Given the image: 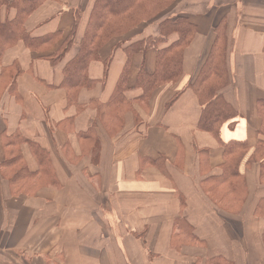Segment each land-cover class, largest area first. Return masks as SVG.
<instances>
[{
    "label": "crops",
    "instance_id": "crops-1",
    "mask_svg": "<svg viewBox=\"0 0 264 264\" xmlns=\"http://www.w3.org/2000/svg\"><path fill=\"white\" fill-rule=\"evenodd\" d=\"M96 1L0 0V264H264V0H170L72 70ZM180 19L154 83L183 34L139 43Z\"/></svg>",
    "mask_w": 264,
    "mask_h": 264
},
{
    "label": "trees",
    "instance_id": "trees-1",
    "mask_svg": "<svg viewBox=\"0 0 264 264\" xmlns=\"http://www.w3.org/2000/svg\"><path fill=\"white\" fill-rule=\"evenodd\" d=\"M169 2L170 0H166V3L165 0H97L92 11L91 21L88 24L87 33L79 43L80 50L76 56L78 63L72 70L82 67V63L85 64L90 59L96 58L94 40L97 32H101L99 39L103 40L131 30L141 20L155 17L168 6ZM171 22L166 20L160 25L158 38H148L142 41L143 43H139V46L143 44L144 48L156 47L159 42L164 41L173 32H181L183 34L167 48L157 51L158 68L154 75V83H168L178 77L181 51L189 40L191 25L187 24L183 19L176 23ZM14 34V29L0 27V42L6 38V35ZM71 44L73 45V41L68 40L64 51H67L72 46ZM60 57L62 56L60 55ZM208 62L209 65L204 79L212 75L217 81L222 76V64L219 53L216 51L212 54ZM209 85L208 82L203 85L199 82L195 85L196 92L199 88H202L201 94L198 96L202 105L200 125L207 130H211L214 126L221 124L232 115L228 112V108L222 106V103L218 101V96L212 97L207 94L214 93V88L216 89L212 84L211 86ZM201 101H204V106Z\"/></svg>",
    "mask_w": 264,
    "mask_h": 264
},
{
    "label": "rangeland",
    "instance_id": "rangeland-1",
    "mask_svg": "<svg viewBox=\"0 0 264 264\" xmlns=\"http://www.w3.org/2000/svg\"><path fill=\"white\" fill-rule=\"evenodd\" d=\"M165 3H166V0H165Z\"/></svg>",
    "mask_w": 264,
    "mask_h": 264
}]
</instances>
